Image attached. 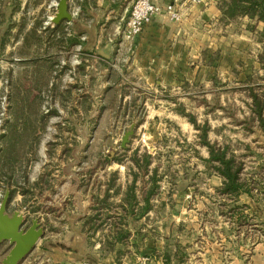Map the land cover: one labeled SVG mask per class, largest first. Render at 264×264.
<instances>
[{
	"label": "rangeland",
	"instance_id": "obj_1",
	"mask_svg": "<svg viewBox=\"0 0 264 264\" xmlns=\"http://www.w3.org/2000/svg\"><path fill=\"white\" fill-rule=\"evenodd\" d=\"M44 2L46 7L42 14L46 22L37 24L36 31L27 35L22 46L18 45L17 25L11 22L18 8H8L0 0V204L7 193L10 194V215L22 210V201L24 205L30 204L35 194L37 196V192H32V178L46 161L50 166L47 171H60L61 175L73 177L72 190L75 182H79L75 177H94L92 192L97 199L102 198L105 209L111 205L108 191L120 180L119 193L115 191L114 197L122 194L124 201L119 204V216L106 212L88 219L74 215L46 216L44 238L20 264H108L109 254L115 250L118 264H132L135 256L140 259L138 264L144 259H148L146 264H165L167 255L171 256V264H202L192 258V240L199 231L200 239L204 238L202 230L209 224L218 228L223 224V218L217 215L203 217L194 214L198 207H207L204 198L211 191V177H220L207 165L209 150L205 141L228 147L229 152H234L244 162L242 178L247 183L246 189L250 190L255 203L264 208V136L250 119L252 99L249 95L253 87L264 99V23L247 16H235L230 23H223L227 27L222 29L226 33L221 36L226 37V43H219L216 52L206 48L200 56L201 63L215 69L214 82L209 88L203 82L200 87L190 89L189 93L195 96L194 103H182L174 97L167 99L169 112L192 127L184 130V137H181V126L178 127L180 122L171 118L167 137L154 144L157 151L150 150L154 141L150 139V130L135 133L129 149L122 151L121 135L117 133V126L122 121L114 113L118 106V89L104 88L102 73L81 74L78 71L84 58L75 51V45L71 46L70 55H60L58 48L61 50L63 46L56 41V59L48 61L49 40L52 39L47 31L52 24L48 22L49 1ZM200 30L210 29L202 27ZM22 59L26 61L22 62ZM67 60L70 61V71L65 69ZM222 65L229 67V72L221 71ZM33 67L39 70L36 76ZM203 76L211 77L212 74ZM156 129L155 132L158 126ZM190 135L193 140H189ZM11 145H14V154L8 159L6 153ZM181 145L183 156L178 154L180 150H173ZM196 147L200 149L196 150ZM206 152L208 158L203 159ZM196 159L199 166H192ZM124 164L133 184L123 190L124 180L116 165ZM92 179L87 182L92 183ZM191 190L193 196L189 195L183 201L185 212L177 210L178 215L153 217L154 232L142 231L140 225L144 218L140 212L135 216L126 210L130 203L134 205L133 196L137 192L145 198L150 194L172 195L177 191L186 195ZM172 202L171 208L174 207ZM139 204L137 199L136 207ZM209 207L215 211L226 210L234 246L239 244L242 236V240H248V245L263 236L262 231L258 232L264 224L263 215H251L248 207L239 202V197L231 200L216 191L215 200L209 202ZM161 227L164 228L162 232L159 231ZM124 235L126 239L122 238ZM148 235L159 241L169 236L171 247L167 252L164 250L146 257L137 241ZM53 244L64 245L72 253H56ZM178 248L179 261L174 258ZM11 249L8 242L2 244L0 264ZM65 254L69 257H63ZM96 255L98 263L95 262Z\"/></svg>",
	"mask_w": 264,
	"mask_h": 264
},
{
	"label": "crops",
	"instance_id": "obj_2",
	"mask_svg": "<svg viewBox=\"0 0 264 264\" xmlns=\"http://www.w3.org/2000/svg\"><path fill=\"white\" fill-rule=\"evenodd\" d=\"M73 1L81 8L80 14L73 17L71 22L65 21L60 25H51L47 31L50 34L48 37L52 39V41L49 40L48 61L56 59L57 53L54 50L57 45L56 41L63 46L61 50L58 48L61 51L60 55H70L72 47L69 41L72 39L78 41L74 47L75 51L84 58L81 59L78 71L81 74L90 71L95 72L96 75L102 73L104 88H108L110 91L118 89L116 97L118 106L114 113L123 123L117 126V133L121 135V144L125 133L135 127V133L150 130V139L156 141H152L153 145L150 150L157 151L158 147L154 144L162 140L163 137H167L170 129L169 119L171 118L180 122L178 127L181 126V137H184V130L192 127L183 124L181 117L169 112L167 99L174 97L182 103H194L195 96L189 93L190 89L200 87L203 82H205L204 86L209 88L214 82L215 69L201 63L200 56L206 48H211L210 52L212 50L216 52L219 43H226V37L221 36V33H226L222 29L227 27V25L223 26V23H230L231 20L223 18L220 9L221 2L217 0H178L175 3L174 0H155L164 9L169 4L175 5L179 19H172L171 15L164 11L162 15L155 17L144 28L132 44H125L121 35L127 24L133 0H69L70 8ZM1 2L6 3L8 8H18L16 14L11 17V22L17 25L16 29L20 40L18 45L24 46V41L28 39L27 35L36 31L35 26L46 22L45 15L42 14L46 7L44 0H1ZM60 26H65L63 33H54V30ZM202 27H209L210 30L202 31L200 30ZM217 27L220 30L217 31ZM51 46L52 48H50ZM21 61L25 62L26 60L22 59ZM35 61L39 60L35 59ZM64 65L66 71L71 70L70 61H65ZM37 67L36 69L33 67L35 76L39 73ZM228 70L229 67L222 65L221 71L226 73L229 72ZM207 73H211L212 76L204 77L203 75ZM80 83H82V78ZM225 83L224 79L223 86L226 85ZM114 94H116L115 90ZM157 126L158 131L155 132ZM193 138V135H190L189 140H193ZM129 144L126 149L121 147L122 151L129 149ZM181 148L182 145L173 150L174 152L180 150L178 154L183 156ZM193 148L194 146L191 151ZM160 149L163 148L160 146ZM199 149L196 147V150ZM206 158H208L207 152L203 159ZM194 164L199 166V160L196 159L191 165L194 166ZM49 167V161L38 167L37 174L32 178V192H37V196L35 194L30 204L24 205L22 201V210H19L30 221L38 219L44 231L46 216L74 215L77 218L88 219L90 216H96L103 212L112 216L120 215L119 204L124 201V195L118 194L114 197L116 192L119 193L120 180H117L116 187L113 184L108 191L111 194V205L105 209L102 198L97 199L94 197L95 193L92 192L95 184L94 177H75L79 182H75L76 186L72 190L73 177L70 174L61 175L60 171L54 173L47 171ZM126 168L125 164L116 165V170L124 180L123 190L126 189V186L128 188L133 184ZM90 178H93L92 183L87 182ZM209 182L211 191L207 192L204 198L207 207L203 209L198 207L196 212H193L197 216L203 217L217 215L223 218V224L219 228L209 224L202 230L204 234L202 239H200V231L198 232L190 245L193 260L202 264H264V224L258 228V232H263L261 239L248 245V240H242V236L239 244L234 246L231 223L229 219H226V210L215 211L209 207V202L215 200L216 191L222 187L223 179L212 176ZM138 184L136 183V185ZM193 192L191 190L186 195L178 191L172 195L161 193L158 196H151L150 194L145 198H143V194L141 196V193L137 192V195L133 196L134 205L138 199L140 206L128 207L126 210L135 216L140 212L144 218L140 225L143 228L142 231L154 232L156 230H152L155 225H152L153 217L178 215L177 210H180L181 213L185 212L183 201L185 198L188 199L189 195L193 196ZM21 198L23 200V196ZM17 200H20V197ZM171 202L174 203L173 208L169 206ZM239 202L248 207L251 215H263L264 218V208H260L255 203L252 194H241ZM70 209L73 210L70 211ZM200 220L201 218L198 223ZM197 227L200 228V224ZM163 229L161 227L159 231L162 232ZM168 238L169 236L159 241L148 235L144 240H138L137 244L143 247L146 257H151L156 252L164 250L167 252V249L171 247ZM180 243L183 244L181 241ZM135 257L131 261L132 264H138L140 260L137 256ZM108 258V264L119 263L116 250L111 252Z\"/></svg>",
	"mask_w": 264,
	"mask_h": 264
},
{
	"label": "trees",
	"instance_id": "obj_3",
	"mask_svg": "<svg viewBox=\"0 0 264 264\" xmlns=\"http://www.w3.org/2000/svg\"><path fill=\"white\" fill-rule=\"evenodd\" d=\"M220 9L225 20L231 19L235 16H247L251 19H257L264 23V0H223L220 4ZM5 16V15H3ZM4 24V23H3ZM64 27L60 26L54 30V33H63ZM70 46L76 45L78 41L72 39L69 41ZM264 65V63H262ZM257 91L251 87L249 91L251 103V121L253 124H257V129L261 130L264 136V99L256 93ZM13 129H16L15 127ZM209 150V159L207 165L214 170V172L223 179V185L217 190L218 193L230 198L231 200H237V198L243 193H250L247 190V183L244 182L242 176L244 172V162L241 161L234 152H229L228 147H223L219 144H211L210 142L204 143ZM14 154V145L9 146L6 156L8 159H12ZM11 161V160H9ZM135 186H133L132 190ZM133 198V197H132ZM134 202V201H133ZM148 203V201H146ZM130 203V207H133ZM133 214V213H132ZM119 234V233H118ZM126 239V235L122 237ZM121 240V239H119ZM53 248L56 253H72V250L64 245L53 244ZM178 250L176 249L174 258L179 261ZM113 252V251H112ZM63 257H69L64 255ZM182 259V257H180ZM95 262L98 263L99 259L96 255ZM155 262H157L155 260ZM172 259L170 255L165 258V264H171Z\"/></svg>",
	"mask_w": 264,
	"mask_h": 264
},
{
	"label": "water",
	"instance_id": "obj_4",
	"mask_svg": "<svg viewBox=\"0 0 264 264\" xmlns=\"http://www.w3.org/2000/svg\"><path fill=\"white\" fill-rule=\"evenodd\" d=\"M65 21H72L69 0H60L57 14L51 23L60 25ZM134 130L135 127L123 136L122 149L127 148L135 134ZM9 199L10 194L7 193L0 204V247L5 242L12 245V249L4 259L3 264H20L36 249L39 242L44 238L45 232L38 219L30 221L26 215L17 211L10 215L8 210Z\"/></svg>",
	"mask_w": 264,
	"mask_h": 264
},
{
	"label": "built area",
	"instance_id": "obj_5",
	"mask_svg": "<svg viewBox=\"0 0 264 264\" xmlns=\"http://www.w3.org/2000/svg\"><path fill=\"white\" fill-rule=\"evenodd\" d=\"M48 1H49L48 22L51 23L52 19L55 17L54 15L57 14V8L60 0H48ZM174 1L175 3L178 2V0H174ZM217 1L222 2L223 0H217ZM71 4H72L71 8L69 7V9L72 18L77 17L81 12V8L74 1ZM164 11L170 14L172 19L174 20L179 19V15L175 11V5L169 4L164 9L155 0H133V4L129 12V18L127 24L121 35L123 42L125 44H132L137 39V37L140 36L144 28L148 24H150L155 17L162 15ZM147 261L148 259H144L141 264H146Z\"/></svg>",
	"mask_w": 264,
	"mask_h": 264
}]
</instances>
